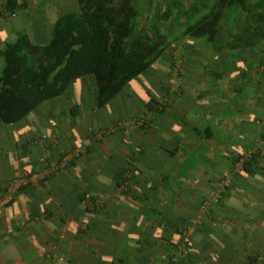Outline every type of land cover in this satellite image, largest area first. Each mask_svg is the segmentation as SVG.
<instances>
[{
	"label": "crops",
	"instance_id": "0c3cea01",
	"mask_svg": "<svg viewBox=\"0 0 264 264\" xmlns=\"http://www.w3.org/2000/svg\"><path fill=\"white\" fill-rule=\"evenodd\" d=\"M146 1L149 10L162 5V0ZM25 2L15 16L0 9V50L18 31L38 43L48 41L59 15L78 4ZM247 3L251 10L222 20L234 24L237 19L244 28H254L247 34L253 43L232 49L240 50L237 68L216 79L212 72L221 58L234 59L230 49L220 53L212 43L204 49L201 39L194 38L198 41L184 51V76L190 80L172 84L169 93L163 89L167 101L162 114L147 111L137 97L99 107L95 87L87 81L73 97L46 100L21 124L0 123V264H170L167 239L174 228L162 224V215L173 209L198 220L197 202L218 178L231 175L235 158L247 151L251 137L264 138V1ZM2 65L0 56V70ZM160 68L169 69L162 63ZM140 117L151 124L137 125ZM261 154L264 166V143ZM63 158L66 162L48 180L7 192L11 178L58 166ZM260 174L241 177L211 215L251 251L264 250ZM90 196L102 200L103 206L95 207L99 213L86 211L95 209L85 203L93 201ZM48 253L54 254L51 260ZM220 262L243 264L238 258Z\"/></svg>",
	"mask_w": 264,
	"mask_h": 264
},
{
	"label": "trees",
	"instance_id": "16d2710c",
	"mask_svg": "<svg viewBox=\"0 0 264 264\" xmlns=\"http://www.w3.org/2000/svg\"><path fill=\"white\" fill-rule=\"evenodd\" d=\"M17 1L8 0L6 10L12 12L27 5L24 0L22 6L17 7ZM77 3V9L63 11L59 15L49 30L48 41L38 43L27 32L18 31L14 40L6 42L0 50L3 60L0 70V123L21 124L46 100L59 96L73 97L87 81L95 87L94 95L99 107H105L119 98L137 97L147 111L154 115L162 114L167 99L158 98L146 81L159 84L161 90L169 93L171 86L167 84V78L172 76L171 69H162L160 64L173 35L177 38L181 33L180 38L183 39L187 36L189 47L186 49H191L192 43L199 39L204 49L211 43L220 53L224 49L228 54L230 49L229 55L234 59L226 62L221 58L212 72L216 79L228 77L227 70L237 68L240 59L236 55L240 50L235 52L232 49L253 43L249 42L251 35L247 34L254 28H244L237 23V19L234 24L222 22L229 14L237 16L238 10V16L245 10H251L252 4L247 0H193L190 3L187 0H162V5L152 11V18L145 21L139 13L150 6L146 0H77ZM237 5H241V9ZM148 22L151 25L142 29L140 25ZM175 23H180L178 27L183 32L174 30L172 25ZM233 30L236 31L233 33ZM186 58L185 54H180L179 58L175 57L170 62V65L176 66L179 85L190 80L184 76ZM234 75L236 79L237 74ZM136 124L149 126L151 120L140 117ZM263 139L251 137L247 151L235 158L231 182L218 207L224 205L227 191L235 184L238 186L241 177L264 173L260 161ZM239 162L240 166L236 167ZM127 170L128 167L121 170L120 179L123 182ZM256 189L250 190L254 193ZM90 197L96 200L93 198L96 196ZM85 209L93 213L100 211V208ZM212 214L213 208L206 214L208 218L204 216L206 218L197 223L183 218L173 209L162 215V224H169L171 230L174 228L167 244L170 245V257H177V264H222L220 260L228 262L233 258H238L243 264H264L263 249L248 250L239 238L225 232L224 226L218 225ZM86 223L88 228V221ZM192 225L195 227L188 232Z\"/></svg>",
	"mask_w": 264,
	"mask_h": 264
},
{
	"label": "built area",
	"instance_id": "2783aa9c",
	"mask_svg": "<svg viewBox=\"0 0 264 264\" xmlns=\"http://www.w3.org/2000/svg\"><path fill=\"white\" fill-rule=\"evenodd\" d=\"M7 1L8 0H0V9H2V11H4L8 16H15L19 9H15L12 12L7 11L5 8L7 5ZM23 2L24 0H18L17 7L22 6ZM65 162H66V158H63L61 163L58 166L54 164V166L52 167L51 165L50 169L46 168L42 172H35V173L31 172L30 173L26 171V172L21 173L20 175H17L11 178L6 186L7 192L9 194H14L16 191L27 186L28 184L45 180L53 171H56L58 167L62 166L63 163ZM240 164L241 162L237 163V165L239 166ZM231 178L232 176L229 175V176L221 177L217 179V181L214 183V185L212 186L207 196H205L201 200L199 204V214L201 215L208 214L210 209L212 208L214 209L220 203L221 199L223 198V193L225 192V190L227 189V186L231 182ZM85 203L90 208L103 206L102 200H95V201L87 200L85 201ZM197 221H200V220H196L193 223H197ZM194 227L195 225L190 226L188 232L193 230ZM181 250H184V248L181 247ZM55 252L57 253L56 249H55ZM52 256H54L53 253H48L47 255L48 259L50 260L52 259ZM172 260L174 261L173 263L177 264L176 263L177 257H173ZM50 264H54V261L52 260Z\"/></svg>",
	"mask_w": 264,
	"mask_h": 264
},
{
	"label": "rangeland",
	"instance_id": "374dc122",
	"mask_svg": "<svg viewBox=\"0 0 264 264\" xmlns=\"http://www.w3.org/2000/svg\"><path fill=\"white\" fill-rule=\"evenodd\" d=\"M152 5V4H151ZM150 7V6H149ZM149 7L147 8V10H145V11H140V13L139 14H141V16H142V19L145 21L146 19H145V17H147L148 18V20H149V17H150V14H152V11L153 10H149ZM151 25L149 22L146 24V25H140L141 27H142V29H145L146 28V26L147 25ZM180 23H175L174 25H172V27L174 28V30H179V32H183L182 30L183 29H181L180 27H178V25H179ZM175 33H177V31H175ZM174 33V34H175ZM180 35H181V33L178 35V37L177 38H174V35L172 36V38L170 39V46H169V48L165 51V53H164V55H163V58H162V60H161V63H162V66H168V67H170V69H171V74H172V76H171V78H168V80L167 81H169L167 84H169V86H172V84H174L176 87L177 86H179V84H180V81H179V79L177 78V75H176V66H173V65H170V62H173L174 60H175V57L176 58H179V56H180V54H182V55H184L185 54V56H186V54L187 53H184V51L186 50V48H188L189 47V45H188V41H186V37L183 39V37L182 38H180ZM186 52V51H185ZM186 61H187V58H186ZM190 62V61H189ZM186 64H187V62L185 63V65L184 66H186ZM151 84V86L153 87V89L154 90H156V91H154V93L156 94V96L158 97V98H160V99H162L163 101L164 100H166V98H165V96L167 95V93H163V89L162 90H160L159 89V92L157 91V88H158V84H155V83H153V82H151L150 83ZM159 93H161L160 95H159ZM159 95V96H158ZM221 178V177H220ZM219 179V178H218ZM208 193H209V191H208ZM207 193V194H208ZM207 194L205 195V196H207ZM204 196V197H205ZM203 197V198H204ZM202 198V199H203ZM201 199V200H202ZM201 200H199L198 202H197V208L199 207V204H200V202H201ZM218 206H216L215 207V209L217 210L218 208H217ZM213 211H214V209H213ZM198 214H199V209H198ZM198 216V215H197ZM204 216L203 215H201V214H199V219L198 220H202V218H203ZM170 264H175V263H173V260H172V258H171V262H170Z\"/></svg>",
	"mask_w": 264,
	"mask_h": 264
}]
</instances>
